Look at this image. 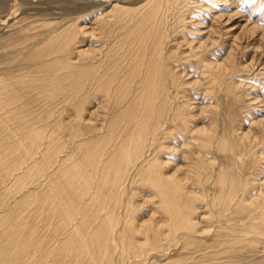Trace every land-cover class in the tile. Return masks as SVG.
<instances>
[{"label":"rangeland","instance_id":"374dc122","mask_svg":"<svg viewBox=\"0 0 264 264\" xmlns=\"http://www.w3.org/2000/svg\"><path fill=\"white\" fill-rule=\"evenodd\" d=\"M150 1L0 0V83L4 84L6 80L13 88L21 89L29 83L41 82L43 88L37 90L44 89V95L40 101L49 102L50 107L38 108L36 114L47 116L48 124H43L46 134L63 132L60 137L69 147L67 152L82 140H86L85 146L94 143L91 144L93 148L98 142L91 139L107 135L109 122L116 112L108 105L106 93L100 91L95 70L101 67L100 71H105L111 67L117 59L116 56L112 58L115 47L127 34L128 27H123L124 22L115 23L114 20L119 17L134 20L138 16L135 14L151 5ZM185 1H167L162 13L167 40L164 52L175 55L169 62V69L178 80L174 85L168 69L164 70L171 110L164 115L167 121L163 129L170 125L171 112L181 106L185 110L178 118H188L190 125L186 120L187 133L180 135V131L172 130L176 134L167 139L166 152L155 155L164 176L185 187L186 205L182 204L183 210L187 208L190 228L180 225L175 231L172 229L169 223L173 219L170 212L162 208L160 194L145 175H139L138 166L132 167L131 160L127 159L131 164L126 165L129 169L123 165L128 169V176L125 190L118 196V200L122 198L123 206L115 230L117 233L124 230L128 217L126 204L131 201L129 215L135 221L133 227L143 231L127 235L133 238L134 247L141 249L139 253L142 252L139 256L125 253L123 258L118 242L114 253L102 255L107 257L108 262L103 261L106 264H264V226L261 236L252 231L254 228L251 227L259 224L251 225L257 212L250 209L255 201L264 200V0H189L191 7L183 25L178 23L177 16L179 11L186 9ZM152 36L148 37L152 41L147 39L149 43L143 48L146 61L156 42L155 35ZM136 45L140 46L138 42ZM51 60H55L52 65ZM67 62L76 70L80 66L87 69L84 77L91 78L77 93L74 90L84 77H72L71 80L77 83H73L66 93L59 91L60 81L53 80L67 72L65 70L71 66ZM68 93L71 105L69 99L65 101ZM25 95L22 94L24 101L29 98V93ZM56 119L65 126L63 131H54ZM76 130L82 134L74 137ZM117 141L119 139L114 143ZM153 147L146 148L147 159L154 157ZM101 148L108 150L104 152V159L108 154L117 153L116 145L103 143ZM93 175L98 179V171ZM30 178L9 181L8 186L0 185V216L10 217L14 224L35 220L30 214L36 203H26L23 207L18 204L20 199L29 200L27 192L41 193L46 184L41 186L35 181L37 176ZM232 180L238 181L237 190L240 188L239 195H243L245 203L237 208L230 204V209L225 205L227 209L221 203L228 197L226 190ZM52 228L43 229L44 235L49 236ZM62 239V234L58 238H49L52 241L50 247L62 245ZM65 257L63 251L51 254L46 257L47 264H71V260L72 264H85L83 260H75L74 256Z\"/></svg>","mask_w":264,"mask_h":264},{"label":"bare ground","instance_id":"6f19581e","mask_svg":"<svg viewBox=\"0 0 264 264\" xmlns=\"http://www.w3.org/2000/svg\"><path fill=\"white\" fill-rule=\"evenodd\" d=\"M167 1L169 0H151V5L135 14V17L138 16L134 20H125L121 17L114 20L115 23L124 22L123 27H128L127 34L123 37V42L116 43L118 45L115 47L112 58L116 56L117 59L113 61L111 67L105 71H100L101 67L98 70L96 68L95 76L98 75V87L100 91L105 92L108 96V105H112L115 109L116 116L114 115L115 117L109 122L107 135L101 136V138L96 136L97 139H91L98 142L93 148L91 144L94 143L85 146L83 142L86 140H82L75 143L74 148H70V151L67 152L66 149L69 147L61 141L60 137L63 132L58 135H55L53 131L49 135L46 134L47 132L45 133L46 125L43 124H48L47 116L36 114L38 108L48 105L50 107L49 102L40 101L44 95V89L37 90L43 88L41 82L29 83L21 89L13 88L6 80L4 84L0 83V185L5 183L8 186L9 181L15 179L23 181L26 177L33 178L34 176L38 177L34 180L39 182L41 186L46 184L41 193L29 191L27 192L29 200L24 198L19 201V207L31 202L37 204H35L36 207L33 208L34 211L30 214V217L35 219L32 223L19 222L14 224L10 217L0 216V264H47L46 257L49 258L51 254L54 255L59 251H63L64 256H66L65 259L71 255L75 257V260H83L85 264H106L103 261L108 262L107 257L102 255L110 256L114 253L118 242L121 243L123 258L126 256L125 253H133L139 256L142 251L139 253L140 248L134 247L133 238L127 235V233L134 235L137 231H140L139 227L134 229V220L132 221L133 218L130 219L129 202L131 201L126 204L128 217L126 216L124 230L118 233L115 230V226L120 220V208L123 206V200L122 198L118 200V196L123 194L125 190L124 183L129 169V166L126 165L130 163V161L127 162V159L131 160L132 167L138 166L139 175L141 173L145 175L146 180L160 194L162 208L167 209L173 219L169 218L172 220L171 223H169L170 220L168 221L172 229L176 230L180 225L190 228L188 226L190 219L187 216V208L184 207L183 210L184 205L182 204V202L185 204L186 201V197L183 198L185 187L183 184L177 183V180L172 179L173 181H171V178L168 180L164 176L165 174L162 173V168L160 169L158 166L157 156L155 155L157 153L159 156V153L166 152L167 139L176 134L172 130L180 131V135L182 132L187 133V125H190L188 118L186 119L188 121L187 125L184 118H178L185 110V107L181 106L171 112L170 125L168 124L169 126L163 129L164 123L167 121V119L164 120V115L166 113L167 116V113L171 110L169 87L165 83L164 70L168 69L170 79H172L174 85H176L175 80L178 81L175 73L169 69L170 60L175 55H167L164 52V45L167 40H165L166 37L163 31L164 24L162 20L164 18H162V13ZM189 3V0H186V9L182 8L183 10L178 12V23L184 25L185 19L188 18L186 16L188 15L187 11L191 7ZM71 25L74 28V24ZM152 34L155 35L154 40L156 42L152 44L154 45L151 49L152 53L149 52L151 55L147 57L148 60L146 61L143 48L146 47L145 44L149 43V40L152 41L148 38L149 36L153 38ZM147 39L149 40L147 41ZM69 40L71 39L69 38ZM137 42L140 46L136 45ZM125 46L127 47L124 50H119V48L123 49ZM145 49L148 50V48ZM54 61L51 60L50 63ZM53 64L56 65L57 63ZM67 65H71L68 70L62 68L67 72L55 76L53 79L60 81L59 91L61 93L69 92L73 83H77L76 80H71L72 77L83 78L84 74L87 75L88 73V70L83 67L80 68V65L79 70H76V67L71 63ZM91 73L93 74V72ZM86 77L80 84H76L74 92L77 93L88 85L87 83L91 78L86 79ZM43 79L45 78L43 77ZM32 90L36 92H32ZM25 93H29V98L26 101L22 98V94L25 95ZM73 94L72 92L71 96ZM177 94H179V91ZM69 95L70 93L65 95V101H68ZM82 110L83 108L80 109V116L83 114ZM50 112L51 110H49V114H51ZM177 119L181 120L178 121ZM53 129L56 132L58 129L63 131L65 126L59 119H56ZM78 133H81V131L76 130L73 136L76 137ZM191 134H194V132ZM185 137L187 136L185 135ZM117 139L119 141L114 143ZM206 139L210 138L206 136ZM100 140H103V142L101 143ZM187 140L189 141V139ZM103 143L106 146L116 145L117 153L108 154V157L104 159V152L108 150L101 148ZM152 147L155 151L152 153L154 157L147 159L148 149L146 150V148L151 149ZM77 151H79L78 154ZM22 158L23 160H21ZM97 171L98 179L93 175ZM234 180L229 182L226 190L228 197L224 199L225 202L222 201L221 203V205L224 203V207L226 205L229 208L230 204H234L237 208L245 203L243 195H239L240 188L237 190L236 183L238 181L235 182ZM220 182L223 183L224 180L221 178ZM245 191L247 190L245 189ZM251 207L249 208L252 212H257V216L253 219L254 222L251 225L256 226L259 224L257 227H251L254 228L252 231L257 232L259 235L260 233L263 234L264 200L255 201ZM93 224L95 225L93 226ZM51 226L53 228L51 233H48L49 236L44 235L43 229ZM60 234L64 238L60 240L62 245L58 246V244L56 247L51 248L52 241L50 242L48 239L58 238ZM147 236H150L149 232ZM253 236L255 235L253 234ZM115 238H118L119 241L116 242ZM46 243L47 245L50 243L49 247H45Z\"/></svg>","mask_w":264,"mask_h":264}]
</instances>
